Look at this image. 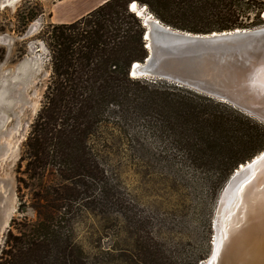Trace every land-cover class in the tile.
Listing matches in <instances>:
<instances>
[{"label": "trees", "instance_id": "1", "mask_svg": "<svg viewBox=\"0 0 264 264\" xmlns=\"http://www.w3.org/2000/svg\"><path fill=\"white\" fill-rule=\"evenodd\" d=\"M131 1L107 0L87 14V21L52 27L51 80L20 160L30 180L48 171L57 174L61 183L34 193L39 220L19 237H11L14 243L0 256V264H84L62 223L78 211L123 215L127 203L88 145L93 132L109 124L110 111L119 109L147 122L152 119L156 124L149 125L155 132L181 130L187 135L183 148L193 164L217 172L216 189L264 149L262 127L224 103L165 81L129 77L130 65L142 62L147 54L142 22L129 12ZM138 1L163 24L182 31L210 33L241 27L239 10L233 7L241 0ZM171 17L191 19L178 25L169 21Z\"/></svg>", "mask_w": 264, "mask_h": 264}, {"label": "rangeland", "instance_id": "2", "mask_svg": "<svg viewBox=\"0 0 264 264\" xmlns=\"http://www.w3.org/2000/svg\"><path fill=\"white\" fill-rule=\"evenodd\" d=\"M59 1L63 0H16L12 4L5 0L0 6V256L14 243L11 237H19L39 220L34 193L61 183L57 174L48 171L30 180L20 160L51 80L48 44L52 27L88 20L87 13L75 21H50ZM133 1L158 19L145 4ZM249 1L234 2L240 28L264 26V0ZM178 18L169 21L183 25L191 19ZM107 116L109 124L98 127L88 145L127 208L123 215L78 211L62 223L84 264L204 262L212 248L218 199L232 173L216 189L217 172L193 164L183 148L187 135L181 130L155 132L149 124L156 121L133 119L119 109ZM248 119L264 130L263 123ZM18 179L23 182L19 184Z\"/></svg>", "mask_w": 264, "mask_h": 264}, {"label": "water", "instance_id": "3", "mask_svg": "<svg viewBox=\"0 0 264 264\" xmlns=\"http://www.w3.org/2000/svg\"><path fill=\"white\" fill-rule=\"evenodd\" d=\"M144 14L147 54L130 65L131 79L165 81L264 124V26L191 33ZM238 168L219 196L211 252L200 264H264V149Z\"/></svg>", "mask_w": 264, "mask_h": 264}, {"label": "crops", "instance_id": "4", "mask_svg": "<svg viewBox=\"0 0 264 264\" xmlns=\"http://www.w3.org/2000/svg\"><path fill=\"white\" fill-rule=\"evenodd\" d=\"M5 1V0H3ZM3 1L0 6L3 5ZM107 0H63L57 2L51 12L50 21H75L94 10ZM11 5V4H10ZM57 23V22H56Z\"/></svg>", "mask_w": 264, "mask_h": 264}, {"label": "bare ground", "instance_id": "5", "mask_svg": "<svg viewBox=\"0 0 264 264\" xmlns=\"http://www.w3.org/2000/svg\"><path fill=\"white\" fill-rule=\"evenodd\" d=\"M14 1H16V0H7V3L9 4V3H13ZM130 8H131V10H132V12L133 13H137V16L139 15V16H143V17H147L149 14H144L145 12H146V8H145V6H142V7H139V6H137V4L135 3V2H133V3H130ZM135 13V14H136ZM150 18H152V19H155L154 17H152V16H149ZM239 29V28H238ZM239 167H243V164H241V165H239ZM239 168H237V170H238ZM3 223H4V220H3ZM3 223H2V225H3Z\"/></svg>", "mask_w": 264, "mask_h": 264}]
</instances>
